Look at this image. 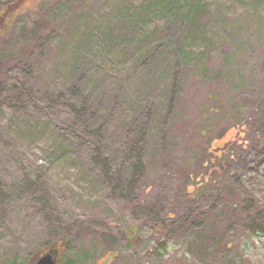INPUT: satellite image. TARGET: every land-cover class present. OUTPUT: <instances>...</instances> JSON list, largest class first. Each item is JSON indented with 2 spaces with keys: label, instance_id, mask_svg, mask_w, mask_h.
<instances>
[{
  "label": "rangeland",
  "instance_id": "obj_1",
  "mask_svg": "<svg viewBox=\"0 0 264 264\" xmlns=\"http://www.w3.org/2000/svg\"><path fill=\"white\" fill-rule=\"evenodd\" d=\"M16 3L0 0V264L58 242V264H264L256 229L198 238L222 183L264 210V0Z\"/></svg>",
  "mask_w": 264,
  "mask_h": 264
},
{
  "label": "trees",
  "instance_id": "obj_2",
  "mask_svg": "<svg viewBox=\"0 0 264 264\" xmlns=\"http://www.w3.org/2000/svg\"><path fill=\"white\" fill-rule=\"evenodd\" d=\"M38 0H28L29 3L36 2L37 4H43L44 0H39L40 2H37ZM20 2V0H17V3L13 6L16 7L17 4ZM9 7L7 6L6 9ZM5 16H0V23L4 22ZM192 17V14L190 11L188 12V18ZM193 18V17H192ZM188 26H191V23H188ZM226 145V144H224ZM237 187L236 184L228 181L225 184L222 183V187L220 188L219 193L214 194V198L217 200H214V205L211 208L204 209L203 216L204 218L208 217L209 215L213 216V221H216L219 223V221L223 224L221 227V230H217L218 224L216 222L217 228H214V226H211L210 224H206L201 228H199L200 231H198L199 235L198 238H200V242H203V233H206V236L208 239H210L212 236L217 237V235L220 233V235L224 238L225 236L229 235V229L235 228V230L239 229H256V231L261 232L264 234V210L262 211V208L256 203H253L252 200H248L247 198L243 197V192H241ZM244 198V199H243ZM257 206L259 208H257ZM262 216L263 222H259V217ZM198 217L201 216H193L188 217L186 222L188 221L189 225L187 228H190L191 226H195L198 221ZM206 223V222H205ZM186 224V223H184ZM173 231L176 230V232L180 231H186L188 230L185 228V225L179 224L176 225ZM198 228V229H199ZM205 236V235H204ZM206 236L204 238H206ZM218 242V245H220L221 240H216ZM205 245V242L203 245H198L197 248H202ZM217 245V244H216ZM113 255L110 256V260L113 258H116L118 253L117 251H113ZM112 259V260H113Z\"/></svg>",
  "mask_w": 264,
  "mask_h": 264
},
{
  "label": "water",
  "instance_id": "obj_3",
  "mask_svg": "<svg viewBox=\"0 0 264 264\" xmlns=\"http://www.w3.org/2000/svg\"><path fill=\"white\" fill-rule=\"evenodd\" d=\"M62 248L60 244L53 246L45 251L34 264H58V258Z\"/></svg>",
  "mask_w": 264,
  "mask_h": 264
},
{
  "label": "flooded vegetation",
  "instance_id": "obj_4",
  "mask_svg": "<svg viewBox=\"0 0 264 264\" xmlns=\"http://www.w3.org/2000/svg\"><path fill=\"white\" fill-rule=\"evenodd\" d=\"M135 234H136V231H131V232H129L128 234H127V236L129 237V238H131V237H133V236H135ZM132 239V238H131ZM43 253H40L38 256H37V259L39 258V256H41ZM36 259V260H37ZM36 260L35 261H33V263L31 262L30 264H34L35 262H36Z\"/></svg>",
  "mask_w": 264,
  "mask_h": 264
},
{
  "label": "bare ground",
  "instance_id": "obj_5",
  "mask_svg": "<svg viewBox=\"0 0 264 264\" xmlns=\"http://www.w3.org/2000/svg\"><path fill=\"white\" fill-rule=\"evenodd\" d=\"M223 223V222H222Z\"/></svg>",
  "mask_w": 264,
  "mask_h": 264
}]
</instances>
